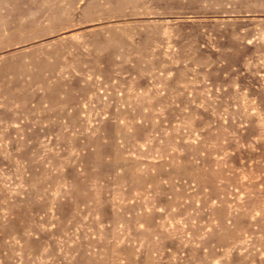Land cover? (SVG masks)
Masks as SVG:
<instances>
[{"label":"rangeland","instance_id":"1","mask_svg":"<svg viewBox=\"0 0 264 264\" xmlns=\"http://www.w3.org/2000/svg\"><path fill=\"white\" fill-rule=\"evenodd\" d=\"M0 264H264V0H0Z\"/></svg>","mask_w":264,"mask_h":264}]
</instances>
